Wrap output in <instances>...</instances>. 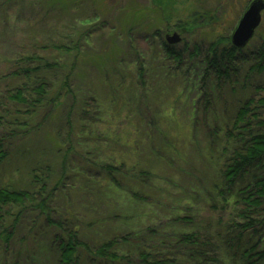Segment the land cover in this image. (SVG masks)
I'll return each mask as SVG.
<instances>
[{"label": "trees", "instance_id": "obj_1", "mask_svg": "<svg viewBox=\"0 0 264 264\" xmlns=\"http://www.w3.org/2000/svg\"><path fill=\"white\" fill-rule=\"evenodd\" d=\"M16 1L0 0V7ZM46 1L50 8H59L64 3ZM78 1L66 0V4L74 7L80 4ZM150 1L152 9L148 3L125 11L128 20L124 27L104 28H118L119 34L126 30L119 54L102 55L103 52L86 47L90 36L100 30L92 33L77 29L67 37L72 38L69 43L47 44L44 52L27 54L28 59L19 68L13 67L0 79V173L10 166L12 159L17 161L13 175L0 186V243L3 251L9 252L11 264L23 263V256L19 259L21 252L28 255V262L44 247L34 236V231L44 224L45 234L49 239L52 235L48 244L58 254L56 264H82L89 256V260L96 258L115 264H264V97L260 96L264 87H255L249 96L240 98L232 121L223 124L226 127L223 161L213 169L216 177L212 189H204L213 212L208 215L210 218L200 217L196 221L171 209L170 221L154 229L146 227L152 223V213L143 211L145 207H154L159 214L158 210H165L169 202L180 205L183 200L192 203L196 199L194 195L191 200L186 198L187 188L178 186L173 177L177 158L184 162L179 149L173 148L176 139L164 143L163 149L155 143L152 124L151 128L146 125L150 101L141 102L135 81L142 80V85L145 84L142 63L139 60L136 67L126 64L122 55L123 49L126 53L132 50L133 31H153L157 20L168 23L169 19L164 17L167 0ZM155 8L159 9L158 16L152 17ZM148 36L151 41L146 39L147 42L154 53L159 51L162 62L152 71L158 69L153 77L165 75V69L174 73L172 68L180 67L185 59L183 54L165 44L159 31ZM221 44L227 45L219 49ZM245 49H235L228 40L213 42L204 52L193 47L188 57L203 54V75L207 82L202 81L203 96H198L191 106V120L198 118L197 101L203 102L204 110L212 104L207 85L228 87L234 94L242 70L244 86L253 73L264 76V44L255 52L256 57L249 53L256 62L247 69L242 68L249 64ZM105 56L114 57L109 60ZM109 64L116 67L124 64L119 77L110 79V68H106ZM126 77L132 78L128 81ZM6 79L11 84L4 86L2 81ZM132 89L134 92H130ZM127 92L135 94L138 100L132 105L133 112L123 116L132 121L122 127V113L129 105L124 96ZM101 100V106L104 109L109 106L111 110L104 112L99 107ZM208 114L209 111L205 115ZM212 133L215 137V132ZM191 134L192 130L190 135L177 139L190 137L193 141ZM188 159L185 157L186 163ZM73 178L84 180L76 188L89 200L90 217L81 218L65 207L57 216L51 205L56 194L69 192L67 181ZM169 188L175 189L178 197H168ZM132 209L135 211L129 214ZM25 213L32 216L31 224L26 226L20 220ZM121 218L133 222L132 226L125 221L126 228L114 230L115 236L110 237L109 229ZM101 227L106 232L99 235L96 232ZM129 230L133 233L129 234ZM19 231L28 240L18 246L20 251L13 252L14 234ZM121 251L129 256L121 258Z\"/></svg>", "mask_w": 264, "mask_h": 264}, {"label": "rangeland", "instance_id": "obj_2", "mask_svg": "<svg viewBox=\"0 0 264 264\" xmlns=\"http://www.w3.org/2000/svg\"><path fill=\"white\" fill-rule=\"evenodd\" d=\"M79 1V5L72 7L73 5L68 6L66 0H63L64 3H62L59 8H50L46 0H17L16 3L11 5L6 3L5 9L0 7V79L4 78L12 71L11 69L13 67L15 69L19 68L20 65H22V61L28 59L26 58L28 57L27 54H39L41 50L44 52V46L47 44H57L61 42L69 43L72 38L69 39L67 37L74 35L77 29H81L82 32L91 30L92 33L93 31L96 32L100 30L95 36H90L92 39H89V41L87 40L86 47L101 51L103 52L101 53L102 55L106 52H111L110 54H119L122 50L121 48H123L126 30L119 34L118 28L124 27V23L128 20V14H126L125 11L137 7L139 8L140 5L146 6L149 3L150 6L151 4L150 0ZM252 1L253 0H167L165 3L166 8L164 9V17L166 16V18L169 19L168 23L165 25V23H160V21L157 20L153 31H143V29L133 31V47H130L132 49L130 50L131 52L127 51L128 53H126L124 49L122 51L124 52L122 55L125 56L126 64L132 63V65L136 67L139 60L142 63V67L145 71L143 77V83L145 84L142 85V80L136 79L135 81L141 93V102L145 101L146 103L148 100L150 101L149 107L147 108L149 115L146 120V125H149L150 128L153 126V136H156L155 143L157 145H161V147L165 149L164 143L167 144L170 143V139H176L172 143L173 148L179 149L184 158V162L185 157H189L187 163L182 162L181 159L179 160L176 157L177 163L176 165L174 164V168L177 169V171L173 172V177L177 179L178 186L187 188L186 198L189 197L190 200L194 196L196 198L195 202L192 203L183 200V204L180 205H172L171 202H169L171 207L168 205L165 210L159 209V214L154 207H145L143 211L147 209V211L152 213L150 215L152 223L146 226L149 229H154L155 227H159L161 223L170 221L173 212L170 211L171 209H175L178 215L187 216L196 221L200 217L208 220L210 218L209 216L213 213L209 207L210 202L206 200L208 192L204 193V189H212L216 177L213 169H216L217 165L219 163L221 164L223 161L221 160V150L224 147L223 131L226 128L225 125L232 121L234 112L240 104V98H245L246 95L249 96L250 93L254 91L255 87H264V76H258L253 73L247 78L249 81L244 86L243 78H241L244 74L242 70L239 78L240 82L235 86L234 94L230 92L231 89H228V87L223 86L220 88L216 86L217 84H215V86L213 84L207 85V90L212 96V104L208 110H204L203 102L197 101L196 115L198 118H195V121H193V119L191 120L193 103L198 100V96L199 98L203 96L204 92L200 89L204 88L202 81L206 79V77L203 75L205 68L202 62L203 54L202 56L196 54L193 57H188V55L193 52L192 49L194 46L203 49L201 52H204L209 44L219 40L221 42L228 40L230 44V37L233 30L241 15ZM150 8H153L152 4ZM152 11L155 12L150 16H158V8ZM261 16L262 19L259 28L255 32L247 48H244L245 55L248 54L246 59L249 63L243 65L242 68L244 69H247L248 65H251L252 62H256L255 60L253 61L256 57L255 52L261 49V45L264 44V12ZM99 25H101L103 29H100ZM114 27L118 28L115 30L108 29L109 31L104 30V28ZM154 31H159L164 42L166 35L172 36L174 33H177L181 38V42L174 45V50L182 53L185 59L178 69L172 68L174 73L165 69V75L161 74L157 77H153L158 73V69L155 72L152 71L157 68L156 65H158V62H161V58L160 55H158L159 51L156 50L157 52L154 53L151 43H148L146 39H150L148 33H154ZM117 33L118 35H116ZM123 34L125 35L123 36ZM156 41V39L153 40V42ZM226 45L227 44L218 45V48L226 47ZM124 47L129 48L128 45H124ZM249 53L252 55L255 54V57L252 59L249 57ZM24 55L25 57L21 58ZM113 57L114 56H108L106 58L112 60ZM119 60L116 61V64ZM114 61L115 60L111 62ZM112 66L114 67L111 68ZM117 66L118 67L113 64H109L108 67L106 66V68H110L108 72V76L112 77L110 79L119 77L118 74L123 72L122 68L124 64ZM133 70L132 68V71ZM167 73H169L170 76H167ZM131 78L132 77H126L128 81H130ZM204 82L206 83L207 79ZM2 83L4 86L11 84L7 79L2 81ZM213 86L216 87V89ZM132 91L134 92L133 89L130 92ZM107 93L108 90L106 91V94ZM124 96L128 100L129 105L124 108L122 119H124V115H129L133 112L134 108L132 105L138 100L135 94L127 92ZM260 96L264 97V93H261ZM251 97H256V95L251 94ZM98 103L99 107H101L104 112H106V110H111L109 106L107 109L101 106L103 104L102 100L98 101ZM208 111L209 114L205 115ZM135 114L136 113L131 117H134ZM207 116H209V118ZM215 119L219 124H217L216 121L214 122ZM131 121L132 118L124 119L120 121V124L124 127ZM191 130L193 141H191L190 137L186 140L177 139L179 137L184 138L186 134L190 135ZM212 132H215V137ZM217 136L219 139L216 140ZM144 139L146 140L145 135ZM159 146L158 148H160ZM159 151H161V154H164V151ZM16 162V160L12 159L10 166L5 167V171L0 173V186L3 185V180L13 175L12 170L17 169ZM67 183L70 184V190L68 189L69 192H59L55 195L54 201H51V205L53 204V207L56 209V215L59 216L61 214L60 210L65 207L71 208L74 215H79L81 218L84 216L90 217L89 200L83 192L76 188V184L78 185L81 183L83 185L84 180L73 178L67 181ZM203 195H205V198H203ZM167 196L175 198L178 197V193L175 189L169 188ZM67 202L70 203V206H66ZM134 211L135 210L132 209L129 214ZM56 215L54 216L57 217ZM31 219L32 216L30 213H25L22 215V218H20L24 226L30 225L32 222ZM56 219L58 220V218ZM151 220L149 221L151 222ZM125 221L128 222V226H132L133 222L128 219H117L115 224L109 229V234H111L110 237L115 236L113 235L114 233H112L114 230L126 228L127 222ZM143 228L144 227H141V229ZM45 231V224L41 227L39 226L38 230L34 231L35 238L39 244L41 243L44 247L38 250L28 262V255L22 252L21 254L19 253V259L23 256V263L20 262L21 264H56L58 254L55 252L54 248H51V245L48 244L50 243L52 235L49 239ZM101 232L104 233L106 230L101 227L96 233L101 235ZM128 233L132 234L133 232L129 230ZM143 234H146V231L143 232ZM14 235V242L12 244L14 248H12V251L18 252L20 251L18 246L27 241L28 236L24 235L21 231ZM119 254L121 258L129 256L126 251H121ZM90 258L91 256L83 259L84 262L82 264H115L105 260L100 261L96 258L94 260H89ZM12 261L9 252L5 253L0 243V264H11Z\"/></svg>", "mask_w": 264, "mask_h": 264}, {"label": "water", "instance_id": "obj_3", "mask_svg": "<svg viewBox=\"0 0 264 264\" xmlns=\"http://www.w3.org/2000/svg\"><path fill=\"white\" fill-rule=\"evenodd\" d=\"M263 12V0H253L247 6L230 37V43L235 49L242 50L248 46L261 24ZM165 42L169 46H174L181 42V38L174 33L172 36L166 35Z\"/></svg>", "mask_w": 264, "mask_h": 264}]
</instances>
